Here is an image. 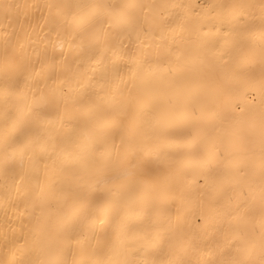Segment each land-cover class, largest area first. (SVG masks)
Segmentation results:
<instances>
[{
    "label": "bare ground",
    "instance_id": "bare-ground-1",
    "mask_svg": "<svg viewBox=\"0 0 264 264\" xmlns=\"http://www.w3.org/2000/svg\"><path fill=\"white\" fill-rule=\"evenodd\" d=\"M0 264H264V0H0Z\"/></svg>",
    "mask_w": 264,
    "mask_h": 264
}]
</instances>
